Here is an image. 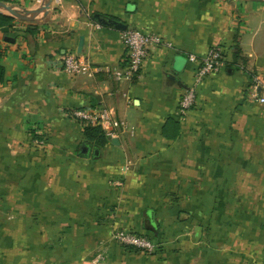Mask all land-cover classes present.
<instances>
[{
	"label": "crops",
	"instance_id": "crops-1",
	"mask_svg": "<svg viewBox=\"0 0 264 264\" xmlns=\"http://www.w3.org/2000/svg\"><path fill=\"white\" fill-rule=\"evenodd\" d=\"M57 1L34 35L22 23L16 38L0 32V263L264 264V104L250 95L264 90V0ZM95 14L171 46L150 49L134 82L55 68L67 54L125 65L124 31ZM209 48L224 66L181 119L187 56ZM102 107L133 134L109 138L105 124L104 147L85 141L72 113ZM117 231L154 252L120 245Z\"/></svg>",
	"mask_w": 264,
	"mask_h": 264
},
{
	"label": "built area",
	"instance_id": "built-area-1",
	"mask_svg": "<svg viewBox=\"0 0 264 264\" xmlns=\"http://www.w3.org/2000/svg\"><path fill=\"white\" fill-rule=\"evenodd\" d=\"M9 1L13 2L16 0ZM53 3L57 4L58 1L54 0ZM122 39L126 48V61L122 68L90 66L73 54L64 55L57 62H54L53 66L71 75H84L87 78H93L99 73H104L111 76L115 81L134 82L139 78L143 60L150 49L171 46L170 43L163 40L156 33H148L135 29H126L122 33ZM187 59L190 63L195 64V69L193 71L192 82L184 90L179 102L178 113L181 119L194 106L198 87L206 79L219 73L224 66L223 53L219 48H209L199 57L188 55ZM250 95L259 104H264V90L263 92L258 91L257 84L251 88ZM72 116L81 125L101 126L109 124L112 128V130L106 133L109 138H114L119 133H129L132 135L134 131L127 122L117 119L113 112L106 107L96 110L74 111ZM33 143L38 147L43 145V142L40 140H35ZM115 239L120 245L140 249L147 254H151L155 250V246L150 240L129 231H117Z\"/></svg>",
	"mask_w": 264,
	"mask_h": 264
},
{
	"label": "water",
	"instance_id": "water-1",
	"mask_svg": "<svg viewBox=\"0 0 264 264\" xmlns=\"http://www.w3.org/2000/svg\"><path fill=\"white\" fill-rule=\"evenodd\" d=\"M54 0H40V3L37 7L34 8H24L17 6L13 3H8L0 0V12L4 13L8 16L13 17L14 19L21 21V22H33L42 19L47 12L50 10L51 5L53 4ZM94 18L96 21L106 27L113 28L115 30L125 31L127 26L121 22H117L113 19H109L106 17H102L99 14H95ZM5 40L9 41L12 39L6 38ZM111 143L113 144L114 141L112 140ZM90 150L89 145L86 143H82L79 147V155H87ZM94 154H96L97 148H94ZM196 237L199 238L201 234V229L197 228Z\"/></svg>",
	"mask_w": 264,
	"mask_h": 264
},
{
	"label": "trees",
	"instance_id": "trees-1",
	"mask_svg": "<svg viewBox=\"0 0 264 264\" xmlns=\"http://www.w3.org/2000/svg\"><path fill=\"white\" fill-rule=\"evenodd\" d=\"M4 2L8 3H13L10 2L9 0H1ZM16 23H22L26 25L25 33L26 34H32L34 35L36 33V28H35V22H21L16 19H14L11 16H8L4 13L0 12V32L7 37H17V33H19L18 29L15 28ZM1 58V57H0ZM5 73L3 66L0 62V85H3L5 83ZM83 127V137L85 141H87L90 144L96 145L98 147H104L105 144L107 143V139H105L101 129L97 126H90V125H82ZM143 237V236H142Z\"/></svg>",
	"mask_w": 264,
	"mask_h": 264
},
{
	"label": "rangeland",
	"instance_id": "rangeland-1",
	"mask_svg": "<svg viewBox=\"0 0 264 264\" xmlns=\"http://www.w3.org/2000/svg\"><path fill=\"white\" fill-rule=\"evenodd\" d=\"M37 0H29V2L31 3H34L36 2ZM16 3L15 1H13V4ZM2 248H0V253H1V256H0V262H3V256H2ZM0 264H3V263H0Z\"/></svg>",
	"mask_w": 264,
	"mask_h": 264
}]
</instances>
